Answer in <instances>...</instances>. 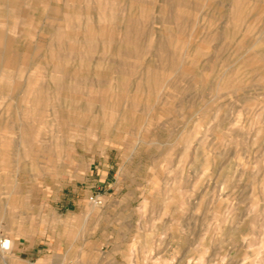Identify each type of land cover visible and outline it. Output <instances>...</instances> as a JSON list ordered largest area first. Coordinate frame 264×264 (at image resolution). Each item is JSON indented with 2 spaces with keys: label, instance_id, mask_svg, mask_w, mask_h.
<instances>
[{
  "label": "rangeland",
  "instance_id": "obj_1",
  "mask_svg": "<svg viewBox=\"0 0 264 264\" xmlns=\"http://www.w3.org/2000/svg\"><path fill=\"white\" fill-rule=\"evenodd\" d=\"M0 264H264V0H0Z\"/></svg>",
  "mask_w": 264,
  "mask_h": 264
},
{
  "label": "crops",
  "instance_id": "obj_2",
  "mask_svg": "<svg viewBox=\"0 0 264 264\" xmlns=\"http://www.w3.org/2000/svg\"><path fill=\"white\" fill-rule=\"evenodd\" d=\"M18 252L23 253L26 256L25 257L26 260H30V261L38 260V257L37 258L34 257L36 256V253L38 251L34 252L32 251V248L22 247L20 250H18Z\"/></svg>",
  "mask_w": 264,
  "mask_h": 264
},
{
  "label": "built area",
  "instance_id": "obj_3",
  "mask_svg": "<svg viewBox=\"0 0 264 264\" xmlns=\"http://www.w3.org/2000/svg\"><path fill=\"white\" fill-rule=\"evenodd\" d=\"M5 242H6V241H3V242L1 243V248H2V249H7V246H4V245H5Z\"/></svg>",
  "mask_w": 264,
  "mask_h": 264
},
{
  "label": "bare ground",
  "instance_id": "obj_4",
  "mask_svg": "<svg viewBox=\"0 0 264 264\" xmlns=\"http://www.w3.org/2000/svg\"><path fill=\"white\" fill-rule=\"evenodd\" d=\"M4 246H7V249H9L10 248V241H6Z\"/></svg>",
  "mask_w": 264,
  "mask_h": 264
}]
</instances>
